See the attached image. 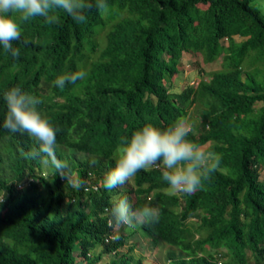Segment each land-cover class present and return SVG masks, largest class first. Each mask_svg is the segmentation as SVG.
Listing matches in <instances>:
<instances>
[{"label": "trees", "instance_id": "1", "mask_svg": "<svg viewBox=\"0 0 264 264\" xmlns=\"http://www.w3.org/2000/svg\"><path fill=\"white\" fill-rule=\"evenodd\" d=\"M77 23L62 9L20 25L18 58L0 45V125L3 94L13 87L37 97V110L56 129L55 156H33L38 143L0 126V264H143L120 253L123 237L110 238L113 190L99 185L122 137L145 124L166 128L203 106L199 134L188 139L220 157L219 167L192 194L172 193L162 167L140 170L128 199L134 208L158 209L144 235L176 249L170 264H260L264 261V0H105ZM104 32L105 42L96 36ZM236 36L244 38L237 41ZM27 40L28 43L23 41ZM102 44H104L102 46ZM102 46V47H101ZM97 51L88 61L86 51ZM100 50V51H99ZM218 58L223 68L181 93L171 91L183 54ZM90 63V64H87ZM247 63L252 66L247 69ZM85 71L75 84L57 77ZM261 104V105H260ZM49 162L51 176L43 174ZM100 178V179H99ZM114 236V235H113ZM103 247L98 258L90 251Z\"/></svg>", "mask_w": 264, "mask_h": 264}, {"label": "clouds", "instance_id": "2", "mask_svg": "<svg viewBox=\"0 0 264 264\" xmlns=\"http://www.w3.org/2000/svg\"><path fill=\"white\" fill-rule=\"evenodd\" d=\"M105 0H0V45L12 57L20 56L19 48L13 42L22 40L20 25L13 18L19 15L27 21L32 17H44L48 23L57 21L50 15L53 9L64 10L77 23L86 21V11L95 8L106 10ZM28 43L27 40L23 41ZM87 75L77 71L57 77L55 86L63 89L66 83L75 84ZM7 113L2 126L12 133L27 134L38 143L31 155L49 158L59 175L79 189L82 182L65 176L66 164L55 156L56 129L44 119L37 105L41 101L20 87H13L3 94ZM191 127L184 119H177L166 128L145 124L134 131L131 137H122L114 167L105 175L102 185L111 191L130 181L138 171L150 167H162V178L172 193L192 194L200 190L220 164V157L211 150L188 139ZM2 201V200H0ZM117 224L133 226V222L152 225L159 221V211L150 206L134 208L127 197L114 199L109 210ZM264 259V258H263Z\"/></svg>", "mask_w": 264, "mask_h": 264}, {"label": "rangeland", "instance_id": "3", "mask_svg": "<svg viewBox=\"0 0 264 264\" xmlns=\"http://www.w3.org/2000/svg\"><path fill=\"white\" fill-rule=\"evenodd\" d=\"M98 41L105 42L104 32L96 36ZM237 41L244 40L241 36H236ZM104 44H102L103 46ZM101 46V47H102ZM100 51V50H99ZM87 60L90 62L97 59V51H93L90 48L86 51ZM90 64V63H87ZM223 68L222 58H218L213 62H206L200 53H188L183 54L181 64L179 66V72L174 75L171 80V91L174 93H181L186 88L190 86L196 87L201 80H209L213 72ZM247 69H251L252 66L247 63ZM261 105V104H260ZM203 111V106L198 103L192 105L189 112L185 118V121L191 127V132L199 134L202 125L201 113ZM210 143H207L203 147L207 148ZM151 168V167H150ZM102 177L108 173V171L103 169ZM43 174L47 177L51 176V171L49 168V162L44 161L43 163ZM264 176V173H263ZM100 179V178H99ZM102 186V179L99 181V185H94L97 189ZM134 187V177L126 182L124 185L113 189L115 197L118 198L121 193H124L128 199L134 198V193L131 191ZM182 194V193H180ZM141 223L133 222V226L128 225H117L114 238L123 237L125 243L123 248H121L120 253H129L131 246L134 245L132 254L135 259L142 260L143 264H170L169 263V253L176 252V249L170 245L157 243L150 235H144L140 229ZM112 238V239H114ZM103 251L102 246H98L90 251L91 258H98ZM78 256V263L82 261V256L80 253H76ZM115 254H103L102 257L95 264H111V262L116 259ZM264 258V257H263ZM260 264H264V261Z\"/></svg>", "mask_w": 264, "mask_h": 264}, {"label": "built area", "instance_id": "4", "mask_svg": "<svg viewBox=\"0 0 264 264\" xmlns=\"http://www.w3.org/2000/svg\"><path fill=\"white\" fill-rule=\"evenodd\" d=\"M110 238H114V236L112 235V237H110Z\"/></svg>", "mask_w": 264, "mask_h": 264}]
</instances>
